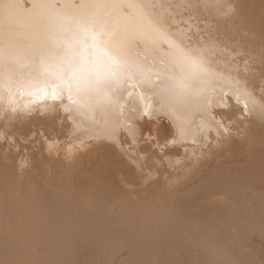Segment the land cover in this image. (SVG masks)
Listing matches in <instances>:
<instances>
[{
    "label": "bare ground",
    "instance_id": "6f19581e",
    "mask_svg": "<svg viewBox=\"0 0 264 264\" xmlns=\"http://www.w3.org/2000/svg\"><path fill=\"white\" fill-rule=\"evenodd\" d=\"M0 264H264V0H0Z\"/></svg>",
    "mask_w": 264,
    "mask_h": 264
}]
</instances>
